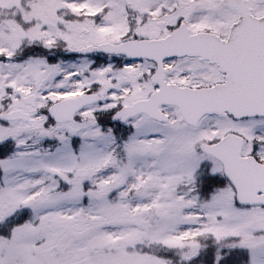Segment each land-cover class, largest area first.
Wrapping results in <instances>:
<instances>
[{"label":"snow or ice","instance_id":"obj_1","mask_svg":"<svg viewBox=\"0 0 264 264\" xmlns=\"http://www.w3.org/2000/svg\"><path fill=\"white\" fill-rule=\"evenodd\" d=\"M0 264H264V0H0Z\"/></svg>","mask_w":264,"mask_h":264}]
</instances>
